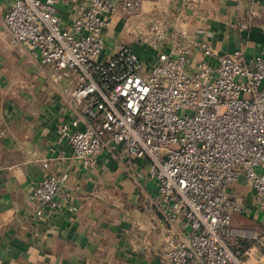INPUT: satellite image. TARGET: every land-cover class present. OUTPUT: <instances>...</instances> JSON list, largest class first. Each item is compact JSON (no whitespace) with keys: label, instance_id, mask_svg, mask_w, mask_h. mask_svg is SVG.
I'll return each instance as SVG.
<instances>
[{"label":"built area","instance_id":"obj_1","mask_svg":"<svg viewBox=\"0 0 264 264\" xmlns=\"http://www.w3.org/2000/svg\"><path fill=\"white\" fill-rule=\"evenodd\" d=\"M87 1L71 26L62 24L57 0H13L1 16L13 42L39 60L46 81L79 115L57 126L59 141L85 169L95 168L104 150L149 162L157 195L147 210L166 222L165 264H245L228 242L233 215L247 211L232 191L242 181L254 191L264 229V56L249 67L244 49L217 56L185 32L169 37L160 22L149 29L153 65L131 46L105 56L111 18L135 16L145 0ZM194 49L203 60L189 71ZM214 57L215 66L207 61ZM67 180L52 174L37 181L30 195L37 216L76 210Z\"/></svg>","mask_w":264,"mask_h":264},{"label":"crops","instance_id":"obj_2","mask_svg":"<svg viewBox=\"0 0 264 264\" xmlns=\"http://www.w3.org/2000/svg\"><path fill=\"white\" fill-rule=\"evenodd\" d=\"M12 1L0 0V264H165L167 225L147 210L157 195L149 162L108 150L95 168L73 160L72 148L59 141L56 128L79 115L59 87L46 81L39 60L16 45L4 27L1 16ZM81 5L89 3L57 0L64 26L73 24ZM263 10L264 0H145L135 16L111 18L103 30L105 56L131 46L153 65L156 37L149 29L160 22L169 37L185 32L210 44L217 56L244 49V61L253 67V59L264 56ZM171 47L166 43L163 50ZM202 60L194 49L188 70ZM207 61L217 64L216 57ZM71 80L67 75L64 84ZM52 174L68 175L66 190L76 210L39 217L30 195L39 179ZM232 194L246 200L247 211L233 215L228 242L241 250L245 264H264L263 215L255 213L254 191L242 181Z\"/></svg>","mask_w":264,"mask_h":264}]
</instances>
